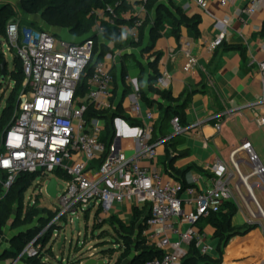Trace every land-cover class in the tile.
<instances>
[{
  "label": "built area",
  "instance_id": "2783aa9c",
  "mask_svg": "<svg viewBox=\"0 0 264 264\" xmlns=\"http://www.w3.org/2000/svg\"><path fill=\"white\" fill-rule=\"evenodd\" d=\"M228 1L221 0V6L225 7ZM196 2L203 10L208 9V0ZM263 2L252 0L241 15L257 16ZM141 14L131 31L135 40L145 16L144 6ZM106 21L115 26L113 19ZM218 24L226 27L228 21ZM262 26L257 33L261 32ZM96 31L98 35L105 33L101 26H97ZM225 36L226 29H223L214 46L221 47ZM6 39L22 62L25 82L18 96L14 119L1 137L0 185L4 194L22 174H35L48 183L52 180L50 175L55 178L59 210L46 231L60 227L59 222L67 216L89 212L92 205V210L98 206V219L102 223L116 214L118 205L129 204L132 210L147 209L144 236L150 245L163 252L162 258L145 264H182L192 243L201 254H209L206 236L198 232L197 224L212 212H219L226 202H243L252 218L259 215L264 218L252 183L253 179H259L264 188V166L251 143L245 142L231 156L243 187H231L233 173H229L222 162L213 167V189L199 191L195 187H185L155 167L157 148L165 141L154 140L153 112H147L144 125L137 128L134 156H126L115 141L111 145L103 142L105 126L100 118L90 117L89 112L91 108L96 113L113 110L114 76L111 70L104 63L97 64L88 80L87 94L77 95L81 79L95 59L93 39L71 43L18 22L6 26ZM261 51L264 54V39ZM258 68L263 92L260 102L264 105V60ZM127 81L134 84L129 78ZM172 81V77L164 73L156 81V86L167 90ZM134 88L132 110L140 115L143 114V94L137 86ZM256 124L264 127V117L258 118ZM171 127L175 135L187 131L179 117L172 119ZM216 130L220 132L221 126L217 125ZM241 153L247 156L251 168L247 175L239 169ZM141 160L150 165L142 167ZM3 174L6 178L2 177ZM60 179L65 185H60ZM71 223L75 222L71 220ZM56 230L53 238H57ZM36 240L27 246L14 264L39 255L40 246L36 245Z\"/></svg>",
  "mask_w": 264,
  "mask_h": 264
},
{
  "label": "crops",
  "instance_id": "0c3cea01",
  "mask_svg": "<svg viewBox=\"0 0 264 264\" xmlns=\"http://www.w3.org/2000/svg\"><path fill=\"white\" fill-rule=\"evenodd\" d=\"M128 1L134 5L146 0ZM220 1L208 0V9L203 10L196 0H173V5L187 19L198 21L196 29L190 23L179 24L174 19L165 20L160 28L161 37L149 54H142L136 49L115 50L112 43L105 39L104 45L110 51L100 62L114 76V108L105 112L101 120L105 126L110 121L109 118L116 115L112 125L118 148L126 156H134L137 128L144 125L145 114L153 112L155 141H165L157 148L155 167L163 175L199 191L214 188L213 167L218 162H222L228 172L233 173L231 187H243L231 163V156L245 142L252 144L264 166V127L256 124L258 118L264 117L258 68L264 60L261 51L263 38L257 33L264 23V2L257 16L249 18L241 15V11L252 0H229L225 7L221 6ZM163 2L180 20L181 15L176 14L169 5V0ZM142 8L143 5L135 6L133 16L142 15ZM131 16L128 13L125 18L129 19ZM223 20L228 21L226 27L218 24ZM132 29L124 26L121 32L125 38L131 37ZM223 29H226L223 45L215 47L214 42ZM54 34L71 43L79 44L84 41L62 29H56ZM94 34L98 38L104 37L99 36L96 29ZM149 35L148 28L144 44L149 43ZM156 53L161 54V59L153 67ZM156 71L160 76L167 73L172 77L169 89L161 90L152 81ZM127 78L133 81V85L138 87L144 97L152 101L151 106L143 101V114H136L132 110L135 88ZM156 89L170 92L173 99L179 102L175 104L161 101V96L154 91ZM189 94L191 96L184 111L185 124H182L187 129L186 133L175 135L171 122L162 131L163 113L170 108L181 109ZM160 103L163 105L162 109ZM217 125L221 126L220 132L216 130ZM239 158L240 171L244 175L249 174L251 168L247 156L241 153ZM140 164L142 167L150 165L145 160H141ZM252 183L254 196L264 213V188L260 186L259 179H253ZM244 193H247L245 189ZM232 203L238 208L232 220L236 231L222 256L217 251L219 240L215 238V229L203 223L197 226L198 232L206 236V243L210 247L208 256L213 260L221 259L222 264H264V218L260 215L252 218L243 202ZM252 210L257 211L254 205ZM131 212L132 207L124 204L120 209L117 208L114 216H124ZM17 234L6 239L0 238V264L15 263L16 260L5 258L4 255ZM185 248L188 249L186 246Z\"/></svg>",
  "mask_w": 264,
  "mask_h": 264
},
{
  "label": "trees",
  "instance_id": "16d2710c",
  "mask_svg": "<svg viewBox=\"0 0 264 264\" xmlns=\"http://www.w3.org/2000/svg\"><path fill=\"white\" fill-rule=\"evenodd\" d=\"M139 5L144 6L145 16L141 20V26L138 28V39L135 40L132 37L125 38L121 32L122 27H135L136 22L140 20V17L133 16L135 13L134 7ZM169 5L176 11L177 15H181L180 20L168 8V6L164 5L163 0H146L144 2H137L134 5L128 0H23V6L26 13L29 15L41 13L48 26L51 28L69 31L72 36L84 41L87 39H93L95 44H97V37L94 34V31L97 26H101L105 29L104 38L112 43L115 50L127 51L129 49H136L140 50L142 54H149L154 50L156 41L161 37L160 28L164 25L165 20L167 19H174L175 22L179 24L190 23L193 28H197L198 21L196 19H187L182 14V11L173 5V0H169ZM6 12L7 10L5 8L0 10V38H6V23L13 18L11 13L6 14ZM128 13H131L132 16L129 19H126L125 16ZM106 19H113L115 21V26L109 25ZM148 28L150 29L149 43L144 44V37ZM196 34L198 35L197 31ZM259 35L264 39V23ZM96 48L97 46L95 47L96 60L94 59L93 63L85 71L77 90L78 96H85L87 94L88 80L93 73L94 67L99 64L108 51H110L105 45L101 50V53L98 54L99 52H96ZM96 55L98 56L96 57ZM160 59L161 54L156 53L155 62L152 66H157ZM4 61L5 58L0 52V78H3L1 65ZM5 71L7 72L5 79L9 78L13 82L14 87L6 102V107L2 111V116H0V143L2 134L11 125L14 119V111H16L17 108L18 96L25 82L23 65L22 67H19L17 58H15V70L9 73L7 67ZM159 77L160 75L156 71L154 80L152 81H155L156 83ZM154 91L161 96V101L175 104L179 102L178 100L173 99L170 92H161L158 89ZM190 96L191 94L185 99L186 102H184L181 109L170 108L163 113L161 116L162 131L166 130L167 125L174 117H179L181 123L183 125L185 124L184 111ZM143 101L148 106L152 105V101L147 97L143 96ZM162 107L163 105L160 103V108L162 109ZM105 114L106 113H96L92 108L89 112L90 117H97L100 119L103 118ZM115 117L116 115H112L109 118L110 121L106 123L102 135L103 142L109 145L113 143L116 136L112 125V120ZM107 118L108 117H106V119ZM2 177L6 178V175L3 174ZM37 177L38 176L35 174H22L4 194L3 188L0 185V235L9 227L11 222L12 229L15 230L19 226L32 225L35 221L40 225L45 223L48 226V224L56 217V214L51 212L47 213L46 210L41 211L36 206H25V194L31 188ZM237 212L238 208L235 204L232 202H226L219 212H212L207 219L201 220L198 223L210 225L215 229V238L219 240L217 251L221 256L223 255L224 248L235 234L236 230L232 225V220ZM46 215H48V218L45 217ZM98 216L99 212L97 213V218ZM147 217V209L139 210L133 208L130 224H125L117 216H112L110 219L103 222L104 224L109 225L117 234H119V236H121L122 245H119L118 250L121 251L122 254L114 264H124L125 261L126 264H145L154 259L162 258L163 252L155 245H150L144 236L145 221L147 220ZM98 227H101V224L100 226L98 225ZM53 232L54 228L52 230L50 229L43 239H37L36 231L34 229H31L28 232H19L12 238L10 249L6 250L4 257L17 260L27 246L33 243L36 239V245H42L44 247L49 241H51ZM41 255L42 254L39 253L36 257L24 258L22 264H75L68 262L64 263L60 260L55 262H44V257H41ZM182 264H222V261L221 259L213 260L208 255L201 254L200 250L196 248L195 243H192L189 247L187 256L182 261Z\"/></svg>",
  "mask_w": 264,
  "mask_h": 264
},
{
  "label": "rangeland",
  "instance_id": "374dc122",
  "mask_svg": "<svg viewBox=\"0 0 264 264\" xmlns=\"http://www.w3.org/2000/svg\"><path fill=\"white\" fill-rule=\"evenodd\" d=\"M6 9L8 13L13 15V18L6 23V26L10 22H18L22 25L32 26L41 31H47L53 35L56 29L48 26L46 20L41 13L35 15H29L26 13L23 0H0V10ZM100 36V35H99ZM105 38L97 37L96 52H101L104 48ZM69 42V41H68ZM0 52L3 54L5 61H7L8 72L11 73L15 70V58H17L19 67H22L20 60L17 57V51L12 49L6 38H0ZM14 87L13 82L7 78H0V116L2 111L6 107V102ZM15 112V111H14ZM9 113V112H8ZM10 115V114H9ZM15 115V114H14ZM12 115V116H14ZM53 179L52 176H49ZM60 185H65L63 179H60ZM47 180L37 178L31 188L25 194V206L36 205L39 210H46L47 213L56 214L59 210V202L57 199H53L48 196L46 192ZM259 197V193L256 192ZM35 203V204H34ZM122 205L117 207L120 209ZM99 211L98 206L88 213L79 212L74 216H67L61 222L60 227L54 233L57 238H53L44 247L39 245V253L45 261H63L64 263L86 264L89 260L103 261L105 264H114L118 258H120L122 252L118 250L119 245H122L121 236L117 234L109 225L101 223L97 218ZM48 216V215H47ZM118 218L125 224H130L132 218V212L118 216ZM79 220V231L75 232L74 224L71 223ZM101 227H98V225ZM31 229L36 231L37 239H43L45 234L50 230H47V224H39L35 221L29 226H19L17 229H12V222L9 227L0 235V238L6 239L12 234H17L21 231L28 232ZM52 230V229H51ZM45 233V234H44ZM65 238V242L59 249V245L62 238ZM126 264V261L125 263Z\"/></svg>",
  "mask_w": 264,
  "mask_h": 264
},
{
  "label": "water",
  "instance_id": "95a60500",
  "mask_svg": "<svg viewBox=\"0 0 264 264\" xmlns=\"http://www.w3.org/2000/svg\"><path fill=\"white\" fill-rule=\"evenodd\" d=\"M83 42H81V43H83ZM95 65H96V63H95ZM1 67H2V70H3V79H5L6 75H7V72L5 71L6 68H7V61H4L3 64L1 65ZM60 189H63V187L60 186ZM46 192H47L49 197H51L53 199H56L57 194H58V190H57V181H56L55 178H53L48 183V185L46 187ZM92 208H93V205L90 206L89 211H91ZM79 223H80L79 220L75 221V223H74V227H75L74 233L79 231ZM64 242H65V238L63 237L62 241H61V243L59 245V249H61V247L64 244ZM86 264H105V263L103 261L89 260Z\"/></svg>",
  "mask_w": 264,
  "mask_h": 264
}]
</instances>
